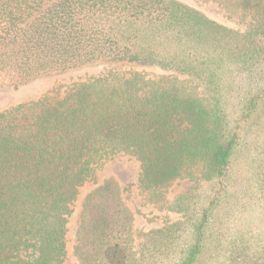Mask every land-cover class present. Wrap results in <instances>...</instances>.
Instances as JSON below:
<instances>
[{
  "label": "trees",
  "instance_id": "trees-1",
  "mask_svg": "<svg viewBox=\"0 0 264 264\" xmlns=\"http://www.w3.org/2000/svg\"><path fill=\"white\" fill-rule=\"evenodd\" d=\"M211 1L249 17L245 28L185 0H0L1 87L91 66L169 73L89 76L54 102L0 111V264H61L93 180L77 207L81 264H264V0ZM118 154L140 163L152 198L179 178L209 183L168 203L185 236L167 221L137 243L127 188L96 181ZM253 214L257 228L225 235Z\"/></svg>",
  "mask_w": 264,
  "mask_h": 264
},
{
  "label": "rangeland",
  "instance_id": "rangeland-1",
  "mask_svg": "<svg viewBox=\"0 0 264 264\" xmlns=\"http://www.w3.org/2000/svg\"><path fill=\"white\" fill-rule=\"evenodd\" d=\"M199 7L212 18L223 22L229 26L236 28H245L249 17H242L240 12H233L225 9L222 5L211 0H185ZM133 69L139 71L147 78H161L167 75L166 71L158 67H142V66H91L84 69L74 70L59 76L37 81L28 85H24L19 89H13L0 86V111L12 108L21 103H31L33 101L54 102L63 98L68 91L76 85L77 82L84 81L89 76H98L102 74L116 75L124 70ZM140 163L132 156L126 154H118L113 159L109 160L101 169L97 171V180L110 175L114 176L127 190L124 197L127 205L135 213L134 234L137 243L142 239L141 231H146L153 227H160L167 221H181L180 233L187 234L189 224L187 218H183L180 213L172 212L168 209V203L179 192L193 191L205 195L209 190V183L197 178L184 177L174 181L168 188L164 189V196L161 199L152 198L151 192L142 190L139 186ZM197 175V170H195ZM96 185L95 181L87 182L82 188L79 195V200L76 203V210L71 215L68 224V253L61 264H81L78 258L74 255L75 230L77 227L78 206L83 199V196ZM233 218L230 225L225 227L224 233L229 236L237 231L236 229H248L247 226L257 228L262 221L260 215H250L248 221L245 222L244 215L239 218ZM138 246L136 247V249ZM163 258V256H162ZM177 259L176 255L172 260H167L164 264H173V260ZM219 264H230V260H225L224 256L220 258ZM219 261V260H218ZM162 263V262H161ZM209 264H212L209 260Z\"/></svg>",
  "mask_w": 264,
  "mask_h": 264
}]
</instances>
